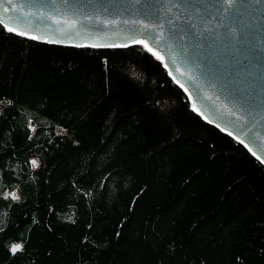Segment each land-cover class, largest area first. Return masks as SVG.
<instances>
[{"label": "trees", "instance_id": "16d2710c", "mask_svg": "<svg viewBox=\"0 0 264 264\" xmlns=\"http://www.w3.org/2000/svg\"><path fill=\"white\" fill-rule=\"evenodd\" d=\"M0 229V264H264V165L143 46L0 24Z\"/></svg>", "mask_w": 264, "mask_h": 264}, {"label": "water", "instance_id": "95a60500", "mask_svg": "<svg viewBox=\"0 0 264 264\" xmlns=\"http://www.w3.org/2000/svg\"><path fill=\"white\" fill-rule=\"evenodd\" d=\"M0 24L54 45L152 49L191 109L264 165V0H0Z\"/></svg>", "mask_w": 264, "mask_h": 264}, {"label": "snow or ice", "instance_id": "6c2138e0", "mask_svg": "<svg viewBox=\"0 0 264 264\" xmlns=\"http://www.w3.org/2000/svg\"><path fill=\"white\" fill-rule=\"evenodd\" d=\"M4 11L7 12L8 9L5 8ZM9 30L12 31L13 29H9ZM17 34H18V35H28V33H25V32H19V33H17ZM29 38H31V39H37L38 37H36V36H29ZM140 43H144V42H143V41H140ZM145 47H147L146 44H145ZM151 50H152V49L149 48V51H151ZM9 103H11V101H9ZM241 142H243V141H241ZM253 154H255V153H253ZM32 163H33V165L35 166L36 162L33 161ZM10 195H11V198H12V199H18V198H19V197L16 196L15 193H11ZM4 198H5L6 200L8 199L7 196H5ZM0 230H2V229H0ZM18 250H20V245H17L16 247H14V248L11 249V251H12L13 253L17 252ZM237 259L239 260V258H237Z\"/></svg>", "mask_w": 264, "mask_h": 264}, {"label": "rangeland", "instance_id": "374dc122", "mask_svg": "<svg viewBox=\"0 0 264 264\" xmlns=\"http://www.w3.org/2000/svg\"><path fill=\"white\" fill-rule=\"evenodd\" d=\"M12 193H14V192H12ZM14 247H16V246H14ZM14 247H13V248H14Z\"/></svg>", "mask_w": 264, "mask_h": 264}]
</instances>
